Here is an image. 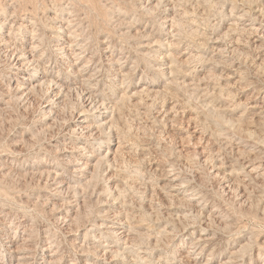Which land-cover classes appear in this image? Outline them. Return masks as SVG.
I'll list each match as a JSON object with an SVG mask.
<instances>
[{"label":"rangeland","instance_id":"1","mask_svg":"<svg viewBox=\"0 0 264 264\" xmlns=\"http://www.w3.org/2000/svg\"><path fill=\"white\" fill-rule=\"evenodd\" d=\"M224 261L264 264V0H0V264Z\"/></svg>","mask_w":264,"mask_h":264},{"label":"bare ground","instance_id":"2","mask_svg":"<svg viewBox=\"0 0 264 264\" xmlns=\"http://www.w3.org/2000/svg\"><path fill=\"white\" fill-rule=\"evenodd\" d=\"M167 1V0H166ZM170 1V0H169ZM161 4V3H160ZM173 7V6H172ZM241 10V9H240ZM184 11V10H183ZM256 12V11H255ZM232 13V12H231ZM182 14V13H181ZM258 14V13H257ZM256 15V14H255ZM71 17V16H70ZM256 17V16H255ZM258 17V16H257ZM168 18V17H167ZM172 18V17H171ZM174 18V17H173ZM233 18V17H232ZM71 19V18H70ZM73 20V19H72ZM234 20V19H233ZM238 20V19H237ZM68 21V20H67ZM75 21V20H74ZM236 21V20H235ZM71 22V21H70ZM252 22V21H251ZM62 23V22H61ZM73 23V22H72ZM241 23V22H240ZM66 24H68V23H66ZM249 24V23H248ZM251 25H254L253 24V22L251 23ZM65 26V25H64ZM64 26L63 25H61V27H63L64 28ZM72 26V25H71ZM261 26H262V24H261ZM66 27V26H65ZM68 27V26H67ZM73 27V26H72ZM232 27V26H231ZM246 27H247V25H246ZM259 27V26H258ZM258 27H255L256 29H259ZM55 28V27H54ZM248 28V27H247ZM69 29H70V27H69ZM72 29V28H71ZM74 29V28H73ZM255 29V30H256ZM252 31V30H251ZM69 32V31H68ZM248 32V31H247ZM59 33H60V31H59ZM75 33V32H74ZM73 33V34H74ZM253 33V32H252ZM34 34V33H33ZM71 34H72V32H71ZM63 35V34H62ZM60 36H61V34H60ZM65 37V36H64ZM63 38V37H62ZM237 38V37H236ZM65 39V38H64ZM67 40V39H66ZM259 40V39H258ZM64 41V40H63ZM68 41V40H67ZM69 42V41H68ZM74 42V41H73ZM37 44V43H36ZM41 44V43H40ZM65 44V43H64ZM263 44V43H262ZM39 45V44H38ZM58 45V44H57ZM60 45V44H59ZM68 45V44H67ZM176 45V44H175ZM40 46V45H39ZM71 46V45H70ZM170 47H171V45H170ZM32 48V47H31ZM68 48V47H67ZM65 46H62V45H60L59 46V48H58V50L62 53V55H64V56H70V53H68V50H67V52H66V49H67ZM71 48V47H70ZM148 48V47H147ZM153 48V47H152ZM33 49V48H32ZM56 49H57V47H56ZM161 49V48H160ZM259 49V48H258ZM34 50V49H33ZM234 50V49H233ZM17 51H18V49H17ZM27 51V50H26ZM40 51V50H39ZM74 51V50H73ZM20 53V52H19ZM29 53V52H28ZM28 53H26V52H24V53H22V56H24V57H29L27 54ZM35 53V52H34ZM73 53V52H72ZM186 54V53H185ZM193 54V53H192ZM195 54V53H194ZM198 54V53H197ZM21 55V54H20ZM19 55V56H20ZM73 55V54H72ZM12 56H15V55H12ZM61 56V55H60ZM166 56V55H165ZM185 56V55H184ZM62 57V56H61ZM76 57V56H75ZM172 58V57H171ZM187 58V57H186ZM71 59V58H70ZM75 59V58H74ZM166 59V58H165ZM175 59V58H174ZM17 60V59H16ZM33 60V56H32V58L30 57L29 58V61H32ZM82 60V59H81ZM168 60V59H167ZM171 60V59H170ZM188 60H190V59H188ZM33 61H35V59L33 60ZM76 61V60H75ZM177 61V60H176ZM90 62V61H89ZM157 62V61H156ZM163 62H165V61H163ZM171 62V61H170ZM173 62H175V61H173ZM26 63V62H25ZM30 63V62H29ZM36 63V62H35ZM15 64V63H14ZM23 64V61H22V63H21V65ZM90 64V63H89ZM18 65H20V64H18ZM24 65V64H23ZM157 66V65H156ZM87 67V66H86ZM17 68H19L20 70H21V66H18ZM24 68V67H23ZM37 68V67H36ZM81 69V68H80ZM92 69V68H91ZM85 70V69H84ZM88 70V69H87ZM169 70V69H168ZM82 71V70H81ZM176 71V70H175ZM188 71V70H187ZM77 72V71H76ZM83 72V71H82ZM32 73V72H31ZM32 74H34V73H32ZM75 75V74H74ZM93 75V74H92ZM40 76V75H39ZM194 76V75H193ZM75 77V76H74ZM182 77V76H181ZM37 78H39V77H37ZM41 78V77H40ZM58 78V77H57ZM90 78H92V77H90ZM183 78H185V77H183ZM195 78V77H194ZM32 79V78H31ZM31 79H29V78H26V77H24L23 76V80H20V81H18V82H16L15 83V85H14V89H15V91L17 92V93H20V92H22V91H24V90H26V89H28L29 90V88H31L32 86H31ZM42 79L44 80V82H46L47 84H54V85H56V87L55 88H60L59 90H62V89H65V87H64V84H63V81L61 80V78L60 79H56V78H54V79H52V78H48L47 77V75H46V73L44 74V76L42 77ZM40 80V79H39ZM179 80V79H178ZM197 80V79H196ZM36 81H37V79H36ZM33 82V81H32ZM65 83V82H64ZM86 83V82H85ZM188 83V82H187ZM191 83V82H190ZM75 84V83H74ZM184 84H185V82H184ZM201 84V83H200ZM36 85V84H35ZM202 85V84H201ZM76 86V85H75ZM192 86V85H191ZM13 87V86H12ZM67 87V86H66ZM40 88V87H39ZM51 88V87H50ZM49 88V89H50ZM75 88V87H74ZM77 88V87H76ZM68 89V88H67ZM91 90V89H90ZM27 91V90H26ZM58 91V90H57ZM66 91H68V90H66ZM7 92V91H6ZM5 93V92H4ZM58 93V92H57ZM60 93V92H59ZM95 93V92H94ZM24 94V93H23ZM22 94V95H23ZM4 95V94H3ZM58 95V94H57ZM60 95V94H59ZM94 95H97V94H94ZM231 95V94H230ZM6 96V95H5ZM21 96V95H20ZM62 96V95H61ZM85 96H87V95H85ZM22 97V96H21ZM6 99V98H5ZM97 99V98H96ZM99 99V98H98ZM60 101V100H59ZM89 101V100H88ZM93 101H95V100H93ZM101 101V100H100ZM2 102V101H1ZM7 102V101H6ZM5 103V102H4ZM91 103H92V101H91ZM237 103V102H236ZM261 103H263V102H261ZM88 104V103H87ZM93 104V103H92ZM256 105V104H255ZM258 105V104H257ZM263 105V104H262ZM249 106V105H248ZM93 107V106H92ZM98 110V109H97ZM83 111V110H82ZM50 112V111H49ZM99 112V111H98ZM250 112V111H249ZM102 113V112H101ZM257 113V112H256ZM103 114V113H102ZM257 115H259V114H257ZM88 117V116H87ZM105 117V116H104ZM85 118V117H84ZM197 118V117H196ZM104 119V118H103ZM82 120V119H81ZM83 121V120H82ZM81 121V122H82ZM81 122H80V124H81ZM107 122V121H106ZM90 123V122H89ZM88 123V124H89ZM232 124V123H231ZM81 126H83L84 127V129L85 128H87V129H91V125H88L87 126V124H81ZM109 127V126H108ZM76 129V128H75ZM97 129V128H96ZM86 131V130H85ZM94 131V130H93ZM91 132V131H90ZM95 132V131H94ZM93 132V133H94ZM99 133V132H98ZM97 133V134H98ZM189 135V134H188ZM92 136V135H91ZM90 136V137H91ZM112 141V140H111ZM251 143V142H250ZM118 144H120V143H118ZM259 146V145H258ZM86 148V147H85ZM121 148V147H120ZM79 149V148H78ZM246 149V148H245ZM249 149V148H248ZM259 149V148H258ZM247 152V151H246ZM250 152V151H249ZM116 153V152H115ZM115 153H114V155H115ZM196 153V152H195ZM241 154V153H240ZM242 155V154H241ZM239 156V155H238ZM115 157H116V155H115ZM88 158V157H87ZM204 158V157H203ZM243 158H245V155H244V157ZM254 158H255V156H254ZM72 159V158H71ZM112 159V158H111ZM207 160V159H206ZM209 160V159H208ZM260 160H262V159H260ZM252 162V161H251ZM75 163V162H74ZM92 163V162H91ZM262 163V162H261ZM76 164L77 165H80L78 168H83V167H86V168H88L89 170H90V165L91 164H89V162L88 161H86V160H83L82 158H80L79 160H78V162H76ZM94 164V163H93ZM246 165V164H245ZM263 165V164H262ZM247 166V165H246ZM253 166V165H252ZM258 166V165H257ZM256 166V167H257ZM220 167V166H219ZM74 168V167H73ZM37 169V168H36ZM49 169V168H48ZM48 169H46V170H43V171H41V174H43V173H47L48 174V178H49V175L51 176V174L53 173L52 172V170H48ZM256 168L254 167V170H255ZM83 170V169H82ZM89 170H87L88 172H89ZM92 170H95V169H92ZM251 170V169H250ZM253 170V171H254ZM261 170H262V168H261ZM36 171V170H35ZM78 171V170H77ZM259 171V170H258ZM258 171H257V173H258ZM251 172V171H250ZM263 172V171H262ZM34 173V172H33ZM40 172H39V170H38V174H39ZM80 173H83V172H80ZM93 173V172H92ZM261 173V172H260ZM259 173V174H260ZM251 174V173H250ZM34 175H35V173H34ZM37 175V174H36ZM80 175H82V174H80ZM41 176V175H40ZM43 176H44V174H43ZM176 176H178V175H176ZM47 176H45V178H46ZM81 177V176H80ZM179 177V176H178ZM41 178V177H40ZM58 178V177H57ZM86 178V177H85ZM88 178V177H87ZM174 178V177H173ZM54 179H55V177H54ZM87 180V179H86ZM178 180V179H177ZM81 181V180H80ZM55 182V181H54ZM58 182H60L59 180H58ZM58 182H56V183H58ZM52 183H53V181H52ZM60 183H62V185L63 184H66L67 182H65L64 180H62ZM69 183V182H68ZM59 184V183H58ZM83 184V183H82ZM68 185V184H67ZM71 185H72V183H71ZM176 186V185H175ZM174 188V187H173ZM56 190H58V189H56ZM195 190V189H194ZM57 194V193H56ZM201 194V193H200ZM196 197V196H195ZM190 201H191V199H189ZM69 211V210H68ZM202 211V210H201ZM200 211V212H201ZM199 212V211H198ZM201 213H203V211L201 212ZM209 216V215H208ZM218 216V215H217ZM223 216V215H222ZM214 217H215V215H214ZM214 217H213V219H214ZM208 218V217H207ZM212 218V217H211ZM209 219V218H208ZM221 220V219H220ZM123 221V220H122ZM119 222V221H118ZM125 222V221H124ZM121 223H123V222H121ZM227 225V224H226ZM225 226V225H224ZM115 228V227H114ZM204 228V227H203ZM114 230V229H113ZM112 229H111V231H113ZM115 233V232H114ZM203 233V232H202ZM201 234V233H200ZM121 239V238H120ZM129 239V238H128ZM198 239V242H202L201 244H204L205 242H206V237H204L203 235H201L200 237H198L197 238ZM210 239V238H209ZM196 240V239H195ZM208 243H209V241H207ZM101 243V242H100ZM208 243H207V245H208ZM212 243V242H211ZM195 244V243H194ZM197 245V244H196ZM205 245V244H204ZM211 245V244H210ZM213 245V244H212ZM245 245V244H244ZM81 248H82V246H81ZM204 247H202V249H203ZM28 250V249H27ZM214 250V249H213ZM25 251V250H24ZM56 251V250H55ZM99 251V250H98ZM236 251V250H235ZM20 252V251H19ZM18 252V253H19ZM259 252V251H258ZM58 253V252H57ZM54 254H56V253H54L53 252V254H51V256L53 257L54 256ZM26 257V256H25ZM24 256L23 257H19V258H25ZM29 257V256H28ZM27 258V257H26ZM46 259V258H45ZM50 259V258H49ZM234 259V258H233ZM24 260V259H23ZM18 261V260H17ZM47 261V260H46ZM60 261V260H59ZM83 261V260H82ZM235 261V260H234ZM21 263V262H20ZM57 263V262H56ZM80 263V262H79ZM84 263V262H83ZM219 263V262H218ZM1 264H4V263H1ZM53 264V263H52ZM73 264H76V263H73ZM84 264H86V263H84ZM221 264H227V261H224L223 263H221Z\"/></svg>","mask_w":264,"mask_h":264}]
</instances>
